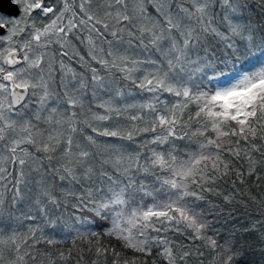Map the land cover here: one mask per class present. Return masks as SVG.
I'll use <instances>...</instances> for the list:
<instances>
[{"label": "snow or ice", "instance_id": "snow-or-ice-1", "mask_svg": "<svg viewBox=\"0 0 264 264\" xmlns=\"http://www.w3.org/2000/svg\"><path fill=\"white\" fill-rule=\"evenodd\" d=\"M10 3L0 264H264V0Z\"/></svg>", "mask_w": 264, "mask_h": 264}, {"label": "trees", "instance_id": "trees-1", "mask_svg": "<svg viewBox=\"0 0 264 264\" xmlns=\"http://www.w3.org/2000/svg\"><path fill=\"white\" fill-rule=\"evenodd\" d=\"M255 7V6H254ZM259 10H257L258 12ZM256 19H260L259 15H256ZM247 243L253 244V246L256 245L255 237H245V241ZM240 264H262V257L261 254L258 251H248L247 255H245L242 260L240 261Z\"/></svg>", "mask_w": 264, "mask_h": 264}, {"label": "water", "instance_id": "water-1", "mask_svg": "<svg viewBox=\"0 0 264 264\" xmlns=\"http://www.w3.org/2000/svg\"><path fill=\"white\" fill-rule=\"evenodd\" d=\"M0 12L6 15L15 14V8L11 5L10 0H2V3H0Z\"/></svg>", "mask_w": 264, "mask_h": 264}]
</instances>
